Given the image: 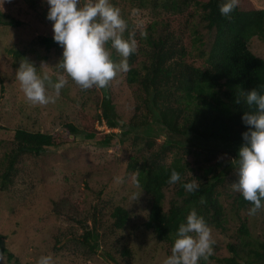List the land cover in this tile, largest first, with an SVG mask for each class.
I'll return each instance as SVG.
<instances>
[{
	"label": "rangeland",
	"instance_id": "rangeland-1",
	"mask_svg": "<svg viewBox=\"0 0 264 264\" xmlns=\"http://www.w3.org/2000/svg\"><path fill=\"white\" fill-rule=\"evenodd\" d=\"M6 0L5 13L18 18L22 23L17 27L0 24V173L5 165V154L13 146V135L17 128L45 133L66 132L64 124L76 123L79 126L80 112L94 117L101 116L104 99H108L119 118V123H128L134 114L144 112L137 98L136 85L125 81L126 72H118L107 86L88 89L81 88L71 78L61 89L60 95L47 104L29 102L16 79V72L25 59L37 67L38 74L47 73L53 82L61 75L66 76L57 62L62 54L61 47L46 48L39 44L40 37H52V22L46 18L47 8H40L41 0ZM246 5L264 7V0H245ZM87 0H81L86 3ZM120 9L127 22V37L134 34L137 46H143L144 35L150 23L155 20H168L177 26L183 16H175L140 0H110ZM46 3H44L45 5ZM136 46V47H137ZM109 48L111 58L119 63L122 57ZM249 49L264 59V42L253 36L248 42ZM143 56L137 55L136 61ZM197 62L198 56L194 54ZM144 58V57H143ZM128 61V59H127ZM4 81V82H3ZM50 94L52 90L49 89ZM139 107V108H137ZM95 127L102 132L114 131L116 135L110 144H102L96 138L77 134L74 139L58 147H49L40 155L26 153L17 163V174L0 189V233L5 237V245L15 253L21 264H37L42 255H50L53 264H126V256L121 257L124 247L130 249L129 264H163L171 254L174 240L158 241L150 230L140 223L147 218L150 196L131 177L136 171L128 170V156L143 153L151 155L159 150L166 138L159 125L149 124L129 129L108 128L102 121ZM157 133L150 150H137L135 136L146 131ZM73 137L72 134L69 135ZM122 138L124 141H122ZM173 140L183 136L170 135ZM172 153H167L170 161ZM235 157L218 148L216 161L232 164L229 174L219 188V196L225 211L224 229L211 227L215 243L212 253L219 258L233 253L228 244L241 249L238 228L244 213L233 208L230 181L237 179ZM189 160V157H188ZM226 169V168H224ZM123 175L124 182L116 183L114 177ZM236 192V191H235ZM237 193V192H236ZM167 192V197L170 196ZM124 207L130 214L126 228L112 229L114 206ZM248 237L254 241L264 240V207L247 217ZM94 225L99 227L101 237L91 250L82 244V235ZM108 252L112 257L108 256ZM238 262H243L239 259ZM0 264H12L3 257ZM199 264H226L210 261Z\"/></svg>",
	"mask_w": 264,
	"mask_h": 264
},
{
	"label": "trees",
	"instance_id": "trees-1",
	"mask_svg": "<svg viewBox=\"0 0 264 264\" xmlns=\"http://www.w3.org/2000/svg\"><path fill=\"white\" fill-rule=\"evenodd\" d=\"M140 1L183 16L177 26L169 19L150 23L144 35L146 45L142 42L143 46L138 45L127 58L129 69L125 81L136 85L137 98L145 111L134 114L128 123L121 125L112 103L104 99L99 119L80 112L79 126L67 122L64 124L66 132L15 129L13 146L5 154V165L0 173V189L6 190L17 174V163L23 154L40 155L49 147L72 141L77 134L110 144L116 133L102 132L95 127L96 121H104L109 128L122 129L127 124L135 129L153 123L164 130L166 137L159 150L151 155L132 154L126 163L128 170L136 171L138 184L150 196L149 212L141 227L153 232L158 241H172L179 224L185 222L189 211L195 208L210 228L223 230L225 211L219 199V188H224L233 162H224L221 166L215 158L221 147L231 156L237 155L242 143L241 133L247 127L241 120L242 113L255 111L254 105L245 102L244 93L251 88L264 91V59L248 47L253 36L264 42V7L247 6L248 1L238 0L230 16L225 17L219 11L222 0ZM44 3L45 0H41L40 8H48ZM21 23L18 18L0 13L2 25L17 27ZM123 35L128 38L127 31ZM38 42L46 48L60 47L49 36L40 37ZM137 55L144 57L138 63ZM127 130L123 129L122 135L129 134ZM174 134L183 138L173 140L170 135ZM156 135L149 130L137 134L134 146L138 143L137 150H150ZM167 153L173 154L170 161H166ZM172 169L181 175L176 183L169 182ZM186 182H195L199 187L188 192L183 186ZM226 184L232 189L228 182ZM167 192L171 193L169 197ZM230 193L235 194L233 208L245 215L238 228L241 249L228 244L234 253L231 256L219 258L211 253L200 260L202 263L217 260L226 264H264V240L254 241L248 237L251 203L233 189ZM111 214L113 230L126 228L131 221L122 206H114ZM4 237L0 233V261L5 257L12 264H21L18 256L5 245ZM99 237V227L94 225L82 235L81 246L93 243L90 246L93 250ZM120 254L126 256L124 261L129 264L130 249L124 247ZM108 256L112 254L108 252ZM239 259L243 262H238Z\"/></svg>",
	"mask_w": 264,
	"mask_h": 264
},
{
	"label": "clouds",
	"instance_id": "clouds-1",
	"mask_svg": "<svg viewBox=\"0 0 264 264\" xmlns=\"http://www.w3.org/2000/svg\"><path fill=\"white\" fill-rule=\"evenodd\" d=\"M5 2L0 0V13L5 10ZM45 3L48 5L46 18L52 22V38L62 49L57 65L66 76L61 75L53 82L47 73L38 74L37 67L25 59L16 72V79L29 102L41 105L53 102L67 78L84 89L103 88L118 72L128 71L127 58L136 50L137 41L133 33L124 37L127 22L110 0H87L83 4L81 0H45ZM237 3L238 0H222L220 13L229 17ZM141 35L146 32L142 31ZM109 43L122 57L119 63L111 58L106 47ZM244 98L248 105L255 106V111H245L241 116L247 127L241 133L242 143L234 158L237 179L231 187L251 203L248 214L254 215L264 207V91L251 88L244 93ZM102 123L108 127L104 121ZM131 179L138 183L135 175ZM124 180L123 175L114 177L116 183ZM180 180V173L172 169L169 182ZM183 186L188 192L199 187L195 182H186ZM214 243L210 226L193 208L186 221L176 229L171 254L163 264H199L201 258L212 253ZM37 264H53V259L50 255H42Z\"/></svg>",
	"mask_w": 264,
	"mask_h": 264
},
{
	"label": "bare ground",
	"instance_id": "bare-ground-1",
	"mask_svg": "<svg viewBox=\"0 0 264 264\" xmlns=\"http://www.w3.org/2000/svg\"><path fill=\"white\" fill-rule=\"evenodd\" d=\"M4 82V81H3ZM149 230V229H148Z\"/></svg>",
	"mask_w": 264,
	"mask_h": 264
}]
</instances>
